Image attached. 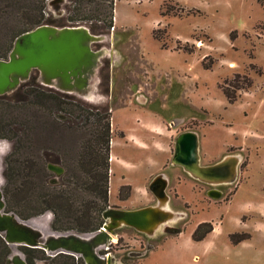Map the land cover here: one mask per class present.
Returning a JSON list of instances; mask_svg holds the SVG:
<instances>
[{"label":"rangeland","instance_id":"374dc122","mask_svg":"<svg viewBox=\"0 0 264 264\" xmlns=\"http://www.w3.org/2000/svg\"><path fill=\"white\" fill-rule=\"evenodd\" d=\"M31 2L23 6L34 7ZM114 3L113 28L97 35L104 69L91 78L85 94H73L112 116L114 160L110 157L107 210L162 207L174 217L153 235L121 227L110 249H100L99 254L110 253L113 264H264V0ZM68 6L67 0L48 2V17L59 28L89 29L91 23L69 21ZM11 16L0 25V40H7V28L23 29L21 15ZM237 76L241 87L245 76L253 85L238 91L236 102L230 104L224 91L234 92L231 85ZM26 104L9 112L17 113L19 121L34 113L37 139L75 161L80 151L77 134L45 135L39 108ZM188 132L198 137L200 166L232 160L233 178L207 182L173 165L176 140ZM12 149V142L0 139L2 190L4 160ZM159 176L167 183L166 201L150 190ZM122 186L132 190L125 201L120 199ZM212 190L222 195L214 198L209 195ZM36 210L35 205L23 206L25 214ZM53 220L50 211L28 219L44 239L56 233L87 239L94 234L55 231ZM201 223H211L214 230L204 241L194 242L192 234ZM10 251L11 256L25 257L20 246H10ZM52 258L46 253L37 262L58 263Z\"/></svg>","mask_w":264,"mask_h":264},{"label":"trees","instance_id":"16d2710c","mask_svg":"<svg viewBox=\"0 0 264 264\" xmlns=\"http://www.w3.org/2000/svg\"><path fill=\"white\" fill-rule=\"evenodd\" d=\"M26 1L31 0H0V25L11 21L14 12L21 15L23 23V29L19 32L17 28L14 31L7 28L9 40H0V60L10 55L15 41L21 35L43 25L61 26L55 25L51 17H48L47 3L52 0H33L31 3L34 7L31 8L23 6ZM67 1L69 21L91 23L89 29L94 35H105L106 30L113 28L114 0ZM16 19L14 17L13 21ZM39 74L34 71L31 80L22 83L16 91L0 96V139L13 144L12 152L4 160L5 185L2 191L6 210L22 220L50 211L54 214L52 228L55 231L95 233L107 222L104 214L109 207L112 116L108 110L85 103L74 94L46 88L39 83ZM239 78L237 76L231 85L234 92L224 91L230 104L236 102L238 91L251 89L253 85L252 79L245 76L246 85L241 87ZM31 85L34 89L30 91L28 87ZM19 93L31 98L20 99L22 97L18 96ZM15 96L17 98L12 101ZM19 103L39 108L40 128L45 135L68 132L77 134L80 151L75 161H70L65 154L47 146L40 138L37 139L39 129L34 113L19 121L17 113L9 112L21 110L23 106L20 107ZM49 164L60 165L65 169L56 184L52 183L56 175L48 170ZM131 192V186H122L120 199L127 200ZM27 205H35L39 210L25 214L23 206ZM213 230L211 223H201L193 232L192 240L202 242ZM20 247L27 264H38L37 260L41 261L46 255L42 249ZM10 256V246L0 234V264H8ZM58 256V260L54 259ZM54 258L52 262L58 261L56 264H85L83 258L69 254H59Z\"/></svg>","mask_w":264,"mask_h":264},{"label":"water","instance_id":"95a60500","mask_svg":"<svg viewBox=\"0 0 264 264\" xmlns=\"http://www.w3.org/2000/svg\"><path fill=\"white\" fill-rule=\"evenodd\" d=\"M65 0H52L50 4ZM100 37L86 27H65L43 25L21 35L15 41L7 60H0V96L16 91L28 81L34 71L42 77V85L63 93H77L76 87L86 89L98 71L102 55L92 50V44ZM62 84L63 86H60ZM199 141L196 134L188 132L176 140L173 165L182 167L195 178L212 182L229 180L235 174V163L226 160L213 166L201 167ZM48 170L56 175L52 181L64 175L65 169L49 164ZM166 180L159 176L150 185L151 192L160 200H168ZM210 196L221 194L211 191ZM174 214L162 207H146L137 210H107V223L90 238L73 233H56L44 239L43 233L6 211V201L0 189V234L9 246H26L46 251L52 257L69 254L83 258L85 264H113L112 258L99 254L100 249L112 241L115 231L121 227L134 228L138 232L153 235L162 225L173 219ZM8 264H27L21 253L13 254Z\"/></svg>","mask_w":264,"mask_h":264},{"label":"flooded vegetation","instance_id":"af4514ba","mask_svg":"<svg viewBox=\"0 0 264 264\" xmlns=\"http://www.w3.org/2000/svg\"><path fill=\"white\" fill-rule=\"evenodd\" d=\"M100 44H101V42L99 43V42H96V43H93L92 44V50H94L95 52H99L101 55H102V57H101V59H100V64H99V68H98V73L100 74L101 73V71L104 69V65H103V59H104V57H103V52H102V50H100ZM99 45V46H98ZM40 79H42V77H41V75H40ZM91 82V81H90ZM90 82H89V85H90ZM89 85H88V88H86V89H80V88H78V87H76V90H77V92L78 93H80V94H85L86 93V91L89 89ZM60 86H63L62 84H60ZM212 191H215V192H218V194H221L222 195V192L221 191H217V190H212ZM116 210H121V209H116ZM166 229H168L169 231L171 230V229H173L172 227H167Z\"/></svg>","mask_w":264,"mask_h":264},{"label":"built area","instance_id":"2783aa9c","mask_svg":"<svg viewBox=\"0 0 264 264\" xmlns=\"http://www.w3.org/2000/svg\"><path fill=\"white\" fill-rule=\"evenodd\" d=\"M101 229H104V226L101 228ZM105 230V229H104ZM114 238V237H113ZM114 242H115V240L113 239V241L107 246V247H105L103 250H109L110 249V246L112 245V244H114ZM108 256H110V253H107V254H105L104 255V257H108Z\"/></svg>","mask_w":264,"mask_h":264},{"label":"crops","instance_id":"0c3cea01","mask_svg":"<svg viewBox=\"0 0 264 264\" xmlns=\"http://www.w3.org/2000/svg\"><path fill=\"white\" fill-rule=\"evenodd\" d=\"M143 146H145V144H142ZM114 160V157H113V153H111V161ZM165 179V178H164ZM133 210V209H132ZM137 210V209H136Z\"/></svg>","mask_w":264,"mask_h":264}]
</instances>
